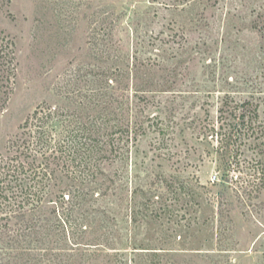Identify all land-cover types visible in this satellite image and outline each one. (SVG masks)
<instances>
[{"label":"rangeland","instance_id":"374dc122","mask_svg":"<svg viewBox=\"0 0 264 264\" xmlns=\"http://www.w3.org/2000/svg\"><path fill=\"white\" fill-rule=\"evenodd\" d=\"M5 54L0 158L43 104L101 135L136 129L128 162L102 164L116 182L94 204L109 248L156 252V264H264V0H0ZM53 208L39 214L48 239L3 231L0 264H48L47 246L59 257Z\"/></svg>","mask_w":264,"mask_h":264},{"label":"trees","instance_id":"16d2710c","mask_svg":"<svg viewBox=\"0 0 264 264\" xmlns=\"http://www.w3.org/2000/svg\"><path fill=\"white\" fill-rule=\"evenodd\" d=\"M6 57V54L0 55V110L9 95L8 88L3 90L9 70ZM69 116L70 120L64 121ZM69 116L46 104L39 106L20 127L18 138L9 143L7 156L0 158V240L11 224L16 229L11 236L6 235L7 240H44L53 236L49 220L39 217L46 205H53L63 244L58 249L59 257L52 254L53 248L42 249L45 263L156 264L159 257L156 252L142 253L137 251L141 249L132 248L134 256L127 260L128 245L109 248L111 232L105 225V212L94 206L99 201L106 203L103 199L108 194L98 192L103 184L116 183L102 171L103 162L110 164L116 159L128 162L131 153L125 143L134 146L136 129L128 123L120 124L103 130L105 134L101 135L93 129L94 124L83 126L72 120L74 115ZM133 124L137 126L136 122ZM130 132L133 135L128 138ZM122 135L127 136L126 141ZM104 137L109 139V144L103 141ZM120 177L117 192L124 191V177ZM62 180L65 188L54 195ZM57 210H60L59 216ZM98 213L103 218H96ZM93 236L94 240H89ZM41 262L33 257L30 264Z\"/></svg>","mask_w":264,"mask_h":264},{"label":"built area","instance_id":"2783aa9c","mask_svg":"<svg viewBox=\"0 0 264 264\" xmlns=\"http://www.w3.org/2000/svg\"><path fill=\"white\" fill-rule=\"evenodd\" d=\"M214 181H217V177L216 176H213V178H212V182H214Z\"/></svg>","mask_w":264,"mask_h":264}]
</instances>
